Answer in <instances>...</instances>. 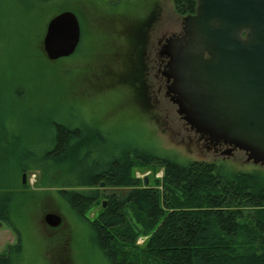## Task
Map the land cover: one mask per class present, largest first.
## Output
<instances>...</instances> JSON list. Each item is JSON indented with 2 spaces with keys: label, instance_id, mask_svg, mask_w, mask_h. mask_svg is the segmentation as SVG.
<instances>
[{
  "label": "trees",
  "instance_id": "1",
  "mask_svg": "<svg viewBox=\"0 0 264 264\" xmlns=\"http://www.w3.org/2000/svg\"><path fill=\"white\" fill-rule=\"evenodd\" d=\"M16 2L0 0V83L7 85L10 99L18 98L14 88L20 79L10 68L14 48L22 44V30L14 22L24 13L13 11ZM173 2L180 15L196 11L197 0ZM144 44L138 53L144 52ZM144 71H135L134 84L143 92ZM77 109L46 111L50 115L42 132L29 125L21 132L18 123H25L16 122L13 114L1 122L0 152L11 154L17 167L10 170L11 183L0 189V224L14 226L17 181L23 183L24 172L37 170L41 184L54 186L63 204L89 223L110 264H264V171L202 160L183 162L170 151L122 144L109 129L77 117ZM140 163L160 166L162 177L147 182V177L136 176ZM103 182L128 189L108 195L103 210L89 217L102 196ZM140 235L147 236L144 244L137 243ZM10 247L9 254L0 253V264H21V241Z\"/></svg>",
  "mask_w": 264,
  "mask_h": 264
},
{
  "label": "rangeland",
  "instance_id": "2",
  "mask_svg": "<svg viewBox=\"0 0 264 264\" xmlns=\"http://www.w3.org/2000/svg\"><path fill=\"white\" fill-rule=\"evenodd\" d=\"M12 6L16 14H25L14 22L22 30V44L14 48L10 64L20 79L14 88L17 99H10L7 85L0 83V124L13 114L16 122L22 119L25 123H18L21 132L27 131V125L42 132L50 115L46 111L77 107V117L109 129L116 142L170 151L183 162L202 160L225 163L236 170L264 171V165L248 161L244 152L216 155L207 151L186 128L165 88H159V39L167 32L179 31L185 16L176 11L173 0H49L32 4L17 0ZM63 10L76 13L81 43L74 55L50 60L44 54V35L49 20ZM139 30L145 35H139ZM143 44L144 52L138 53ZM139 67L145 68V92L134 86ZM9 155L0 152V189L11 183L10 170L17 167ZM19 160L18 156V164ZM135 170L136 176L148 180L163 175L162 168L153 164L140 163ZM39 177V171L32 170L27 171L26 183L17 181L12 196L14 226L0 224V253L19 239L21 264H110L89 223L63 204L66 202L54 186L41 184ZM99 188L102 196L88 211L89 217L103 210L108 195L128 189ZM49 212L62 215L59 227L46 223ZM146 240L147 236L140 235L137 243Z\"/></svg>",
  "mask_w": 264,
  "mask_h": 264
},
{
  "label": "water",
  "instance_id": "3",
  "mask_svg": "<svg viewBox=\"0 0 264 264\" xmlns=\"http://www.w3.org/2000/svg\"><path fill=\"white\" fill-rule=\"evenodd\" d=\"M81 39L76 13L63 10L49 20L43 49L57 60ZM166 41L164 74L180 116L214 143L264 165V0H197L196 11L183 16V31ZM45 221L58 227L63 217L49 212Z\"/></svg>",
  "mask_w": 264,
  "mask_h": 264
},
{
  "label": "flooded vegetation",
  "instance_id": "4",
  "mask_svg": "<svg viewBox=\"0 0 264 264\" xmlns=\"http://www.w3.org/2000/svg\"><path fill=\"white\" fill-rule=\"evenodd\" d=\"M183 31V20H182V25H181V29L179 31H172L171 33H165L163 34V36L159 39V50H158V56H159V61H158V71L159 74L158 78H159V88H165V95L167 97H169V99L171 100V94L168 93V85L170 84V81L168 80V78L166 77V75L164 74V71L166 70V66L167 63L169 61V57L164 53L165 50V45L167 44L166 39L168 37H170L171 35L175 34V33H180ZM172 101V100H171ZM173 102V101H172ZM175 104V103H174ZM186 128L191 131L193 133V135L195 136L196 141L202 146L204 147L207 151H212L214 152V154L216 155H225V154H231L234 155L236 152L241 151L244 152L243 150L240 149H232L230 150V146H228L227 144L220 142V143H214L213 141L210 140L209 137H207L206 135H203L202 133H199L193 129L190 128V126L186 123ZM191 139H193V137H191ZM229 151V153H227ZM245 153V152H244ZM246 154V153H245ZM45 219V218H44ZM59 227V226H58ZM19 241V239H18ZM17 244V243H15ZM15 244H11V245H15ZM8 245L6 247V251H2L1 253H6L9 254L10 252V246Z\"/></svg>",
  "mask_w": 264,
  "mask_h": 264
},
{
  "label": "bare ground",
  "instance_id": "5",
  "mask_svg": "<svg viewBox=\"0 0 264 264\" xmlns=\"http://www.w3.org/2000/svg\"><path fill=\"white\" fill-rule=\"evenodd\" d=\"M77 49H78V48H77ZM75 52H76V51H75ZM75 52H74V53H75ZM74 53H73V54H74ZM50 60H51V59H50ZM57 60H58V59H57ZM181 118H182V117H181ZM182 119H183V118H182ZM102 186H103V185H102Z\"/></svg>",
  "mask_w": 264,
  "mask_h": 264
}]
</instances>
